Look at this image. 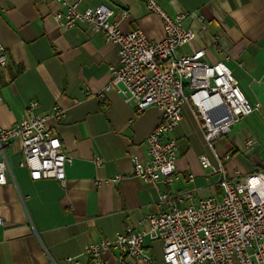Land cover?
Segmentation results:
<instances>
[{"label": "crops", "instance_id": "1", "mask_svg": "<svg viewBox=\"0 0 264 264\" xmlns=\"http://www.w3.org/2000/svg\"><path fill=\"white\" fill-rule=\"evenodd\" d=\"M157 1L170 16L192 13L184 26L195 30L196 37L179 48V54L205 49V60L224 61L249 101L261 103L231 134L218 139L216 147L220 154L232 152L224 165L229 175L236 168L243 174L264 172V0ZM146 2L83 0L82 8H128V18L120 19V12L115 16L123 32L139 27L149 39L162 40L163 21ZM60 10L55 1L0 0V43L8 56L0 69V128L58 106L63 117L50 118L47 125L72 159L64 183L33 180L22 165L20 148L7 147L8 181L0 185V215L5 219L0 226V264H87L88 244L139 226L154 210L168 209L167 203H159L162 192L191 190L195 198L222 192L219 175L202 166L205 153L214 167L218 161L189 102L170 134L178 146L180 180L168 186L134 177L132 157L147 158V138L159 124L160 110L151 106L137 113L117 91H104L111 66L119 64L118 46L84 24L58 26L53 15ZM247 138L256 140L251 149L244 146ZM118 174L124 178L112 181ZM188 174H194L193 182L186 181ZM146 244L156 263L164 264L162 244L150 239ZM104 257L109 264H127L116 251Z\"/></svg>", "mask_w": 264, "mask_h": 264}, {"label": "built area", "instance_id": "2", "mask_svg": "<svg viewBox=\"0 0 264 264\" xmlns=\"http://www.w3.org/2000/svg\"><path fill=\"white\" fill-rule=\"evenodd\" d=\"M40 1H55L61 6L53 15L58 26L73 28L84 24L118 46L119 64L111 66V79L104 91H117L137 113L151 106L159 108V124L147 138V158L132 157L134 177L168 186L180 180L178 146L170 134L182 121L187 102L192 104L207 145L218 161L214 167L206 153L200 157L204 168H212L219 175L220 196L195 198L191 190L162 192L159 203H167L168 209L154 210L141 219L139 226H127L112 238L88 244L87 264H109L104 255L110 251H116L122 263L157 264L147 239L162 244L164 264H264V172L243 174L236 168L234 175H229L224 165L232 152L220 154L216 147L218 139L231 134L233 126L259 110L261 103L249 101L224 61L205 60V49L178 53L196 37L195 30L184 26L192 13L180 11L170 16L157 0H147V9L163 21L165 37L156 41L139 27L127 33L120 29L116 13L126 19L128 8H82L83 0ZM203 19L200 16L204 22ZM6 54L0 43V69L8 63ZM85 94L93 92L86 90ZM62 117L63 110L55 106L46 114L23 116L12 126L0 128V185L8 181L6 151L13 146L20 148L22 165L33 180L52 178L64 183L66 167L72 159L47 125L48 119ZM255 144L254 138L244 141L247 149ZM101 161L96 158L97 163ZM123 178L118 174L112 181ZM185 179L193 182L194 174ZM4 223L0 215V226Z\"/></svg>", "mask_w": 264, "mask_h": 264}]
</instances>
